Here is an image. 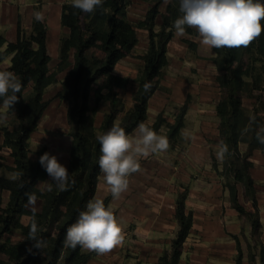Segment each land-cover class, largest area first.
<instances>
[{"label":"trees","instance_id":"1","mask_svg":"<svg viewBox=\"0 0 264 264\" xmlns=\"http://www.w3.org/2000/svg\"><path fill=\"white\" fill-rule=\"evenodd\" d=\"M133 0H103L101 7L94 13H84L64 3L61 14L62 27L69 30V35L60 41L59 63L54 71L50 69L52 61L47 46V27L44 22L33 20L30 32L22 26L19 15L17 38L8 42L0 33V64L10 59V66L4 71L14 72L22 82L18 93V102L11 110H5L6 117H13L17 126L14 129L0 124L4 142L3 149L10 150L13 166H7L0 154V170L19 172L18 180L0 177V191L10 193L9 200L3 207L0 196V264H87L95 252L86 253L79 246L76 249L63 247L66 229L77 220L79 213L86 209L89 200L95 198L101 172L98 159L101 155L96 139L94 117L102 103L109 104V112L99 129L100 133L108 131L119 116L124 113L120 123L127 134H131L143 122L154 131L165 123L162 115L157 117L153 126L147 124L149 103L164 77L169 65L168 47L175 37L173 22L182 14L179 12V0H169L165 13H160L164 0H156L149 9L139 28L148 32L149 47L141 56L144 65L140 75L133 81L128 77L115 74L117 65L133 55L139 43L138 35L128 15ZM161 18V27L157 19ZM264 24V22H262ZM186 33L198 36L193 28H186ZM196 50L194 43L187 42ZM218 54L216 81L221 90V98L216 107L220 119L219 135L229 148L225 156L226 173L233 178L226 185L234 209L250 218L252 232L255 236L262 229L258 214L255 180L249 161L252 152L259 149L264 154V144L257 139L261 130L260 111L257 110L250 119L243 107L244 98H254L264 112L262 96L264 93V32L248 48L216 49ZM73 60V61H71ZM70 68L61 84V91L56 99L67 101V123L69 136L72 138L68 164L69 182L67 190H59L53 183L52 191L37 187L40 182L48 180L46 170L40 165L39 157L46 148L36 151V160L31 158V138L37 131L49 103L44 100L47 89L58 84V75ZM132 81L137 85L133 96V107L125 112V104L119 90H127ZM145 84L150 88L146 91ZM104 91H107L104 94ZM0 98V109L2 108ZM93 100V105H92ZM188 106L185 105L169 124V139L177 140L185 125ZM254 118V119H253ZM249 144V152L242 157L240 145ZM264 135V133H261ZM228 175V176H229ZM243 187L244 198L251 202L254 212L247 213L240 205L237 186ZM26 193H35L41 201V209L35 211L38 223V238L45 241L42 248L35 247L36 240H29L28 233L33 219L29 209ZM187 190L177 201V220L179 231L172 242L170 253H164L160 264H179L184 244L193 227V213H186ZM108 206V201H105ZM30 218L28 225L22 218ZM17 237V240H14ZM236 264H244V251L238 237ZM256 245V241L254 242ZM257 247L248 245L249 264H264V248L260 255L255 253ZM259 258V261L258 259Z\"/></svg>","mask_w":264,"mask_h":264},{"label":"rangeland","instance_id":"2","mask_svg":"<svg viewBox=\"0 0 264 264\" xmlns=\"http://www.w3.org/2000/svg\"><path fill=\"white\" fill-rule=\"evenodd\" d=\"M51 1L53 0H0V4L2 5L3 2H6L9 5V14H11L10 9H12L11 12H13L14 15L17 14L18 8L20 10L22 9V20L24 18L25 21H30L34 12H43V10L47 9ZM61 1H64V3L71 2V0ZM155 2L156 0L132 1L128 15L131 23L136 29L139 43L133 55L123 59L117 65L115 74L128 77L133 81L140 75L144 65L140 57L147 52L149 40L148 32L139 28L138 24L143 21L145 15ZM168 3L169 0H164L160 6V13H165ZM30 5H35V7L31 8ZM50 16L52 21L50 25H53V21L55 20L54 13ZM160 27L161 18L158 17L156 29L159 30ZM23 28L27 32L31 31V29L27 30L25 25ZM187 42L194 43L196 50L190 48ZM168 57L169 65L165 69L164 77L150 101V115H148L149 120L147 121L149 122H147V124H152L154 121L156 122L159 114L162 115L165 123L156 132L167 136L170 147L166 152L167 156L171 157L174 168L179 169V173L184 174L183 176H185L187 169H189V174L191 176L197 175L199 178H203L205 188L208 189L211 194H213L214 191L215 196L219 195V216H221L220 218L225 226V231H228L227 225H229V229H231V222H239L242 228L240 238L243 248L247 251L248 245L252 243L253 246L257 247L255 253L259 256L261 248H263L262 232H258V235L255 236L252 232L250 218L245 215H240L234 209L229 190L226 187L228 183H232L234 180L226 173V159L224 158L223 161H220L216 156V145L221 141L219 135L220 119L216 113V107L221 98V90L216 81V61L218 60V54L215 48L209 49L202 46L198 36L186 33L184 36H177L175 34L174 39L168 47ZM53 64H55V62L51 64V71L56 69ZM8 66V62H5L0 67V70L4 71ZM133 81L127 90H119V95L125 104V112L133 107V96L137 90V85ZM59 90L60 88L56 84L48 90L44 100L49 103V107L43 121L40 123V127L34 135H32L30 144L33 154L32 158L36 157L34 153L39 149L50 147V155H53V153L57 151L58 162L68 167L69 147L72 142V138L69 136V126L67 123L68 102L55 98ZM105 93H107V91H104V94ZM254 95L262 96L261 101H264L263 92L257 91ZM91 103L93 105V100ZM185 105L188 106V116L186 117L184 130L177 140H170L169 132H166V127H168L169 123L172 121L175 123L176 115H178L180 109ZM259 105L260 104H258L257 100L254 98L243 99V107L247 117L251 119L254 113L259 110L260 116L263 119L261 122V129H264V112ZM109 110V104L102 103L100 105L94 117L96 121V133H100L98 129L100 123L102 125L103 122L101 119L103 118L104 120V116ZM3 112H5V109H0V124L14 129L17 126L14 118L1 115ZM123 118L124 113L119 116L116 123L120 124ZM243 138L244 141L240 145L242 157L249 152V144L245 142V140H247L245 139L246 136L244 135ZM160 155L163 156L162 153ZM249 161L253 163L251 173L253 170L256 177L257 197V195L264 194V180H262L263 178L261 177V171H263L262 163H264L263 152L259 149L254 150ZM182 163H186L188 166L182 165ZM259 171L260 173H258ZM49 182L50 177L46 182L39 185L41 190H46ZM195 184H198L199 188L202 186L201 183V185L199 183ZM183 185H186L185 181L182 183V187L184 188L185 186ZM186 188L187 187H185V189ZM203 188L204 187L201 189ZM237 189L240 205L247 213H253L254 209L251 202H247L244 198L243 187L238 185ZM205 199L207 200L208 197ZM188 200L189 198L186 199V201ZM260 205L261 200L258 201V214ZM31 207L36 209L38 207V202H36L34 206L31 205ZM245 229H247V231ZM14 240H17V237ZM255 241L257 245L254 243ZM247 261L249 262L248 256Z\"/></svg>","mask_w":264,"mask_h":264},{"label":"crops","instance_id":"3","mask_svg":"<svg viewBox=\"0 0 264 264\" xmlns=\"http://www.w3.org/2000/svg\"><path fill=\"white\" fill-rule=\"evenodd\" d=\"M63 4L64 1L53 0L48 4L47 9L42 12L44 14L43 22L47 27V46L52 57L50 69L52 68V63L55 62L53 65L57 67L60 61L61 38L68 36L70 33L68 29L61 25ZM8 7L9 5L6 2H3L2 5L0 4V33L4 35L8 42H15L17 38L18 18L19 14L21 15L22 9L20 10L18 8L17 14L14 15L13 12H11L12 9H10L11 14H9ZM30 7L33 8L35 5H30ZM52 13H54L55 20L53 21L54 24L50 25L52 22L50 15ZM33 20V15L30 21H25L23 18L22 26L24 27L25 25V27H27L26 29L30 30ZM5 62H8L10 66V59H7L0 64V67ZM69 71L70 68L60 73L57 77L58 84L56 85L60 88L59 92L61 91L60 83L68 75ZM52 86L47 89L46 94ZM1 109H3V107ZM148 115H150V103ZM187 116L188 113L185 116V125ZM43 119L44 117L41 122ZM101 120L103 121V118ZM154 122L148 124L153 126L155 124ZM170 123L173 124L174 122L172 121ZM100 127L101 123L99 129ZM183 130L184 128L181 132H183ZM166 132H169L168 127H166ZM133 133L134 132L130 135ZM3 142L4 136L2 132H0V145H2ZM48 148H46V152L50 154L49 151L51 148ZM70 149L71 145L69 147V153ZM0 154L5 159L4 163L7 166H13V160L10 157L9 149H3ZM160 154L161 153L153 154L146 159L141 158V171L129 177V188L118 200H114L108 191L107 185L102 178L103 174L99 177L95 198L102 199L104 202L108 201V205L112 206L114 214L122 225L124 241L108 254L99 255L96 253L87 264H160L164 253H170L172 242L179 231L177 201L185 190L188 192L187 199L189 198V200L186 201V213L190 211L193 213V227L184 244L179 264H236L238 252L235 237H238L242 244L240 238L242 228L239 222H231V229H229V225H227L228 231H225V226L221 221V216H219V195L215 196L214 191L213 194H211V192L205 188L203 178H199L197 175L191 176L189 174V169H187L185 176L179 173V169L174 168L173 161L171 157L167 156V152L162 153L163 156ZM32 155L33 154H31V158ZM53 155L57 157V151L53 153ZM69 158L70 154H68V164ZM32 159L36 160V157ZM262 164L263 171L259 170L262 174V180H264V163ZM182 165L188 166L186 163H182ZM260 171L258 173H260ZM253 172L252 170V177L256 181ZM6 173L8 172L0 170V177L6 178ZM183 181L186 182V185H183L187 187L186 189L182 187ZM42 183L44 182H40L37 185L39 189H41L39 185ZM195 183H201L202 186L200 187L204 188H199L198 184ZM9 195L10 193L7 191H0V196L3 198V207L6 206ZM206 197L210 200H206ZM257 198L258 201L261 200L259 217L262 224L261 232L264 248V194L257 195ZM36 202H38V207L35 211H39L41 209V201L36 200ZM29 209H33L31 205H29ZM29 222V217L24 216L22 218V223L24 225H28ZM245 230L247 231V229ZM84 251L90 253V251ZM243 251L244 264H249L247 261L248 250L246 251L243 248ZM257 259L259 261V258Z\"/></svg>","mask_w":264,"mask_h":264},{"label":"clouds","instance_id":"4","mask_svg":"<svg viewBox=\"0 0 264 264\" xmlns=\"http://www.w3.org/2000/svg\"><path fill=\"white\" fill-rule=\"evenodd\" d=\"M74 8L84 13H94L101 7L103 0H71ZM179 12L182 14L173 22L175 34L184 36L186 28H193L198 33L199 42L209 49L216 48H248L264 32V0H179ZM35 20L43 22L44 14L33 13ZM20 78L12 71H0V98L2 107L11 110L18 102V93L22 90ZM147 91L149 84L144 85ZM254 119V118H253ZM264 129L257 133V139L264 144ZM101 155L98 167L103 174V181L114 200L129 188V177L141 171V158L153 154L164 153L170 147L165 135L158 134L152 128L141 122L132 135L126 133L119 123L104 132L97 133ZM229 153L228 145L220 141L216 145L217 159L223 161ZM40 165L50 177L47 190L52 191L53 183L61 190H67L69 171L58 162L57 157L45 152L39 157ZM6 178L18 180L19 172L6 173ZM27 203L35 205V193H26ZM33 219L28 233L29 240H36L35 247L42 248L45 241L38 238V223ZM124 241L122 225L111 205L105 206L102 199L93 198L86 204L77 220L66 229L63 247L84 250L99 255L110 253Z\"/></svg>","mask_w":264,"mask_h":264}]
</instances>
